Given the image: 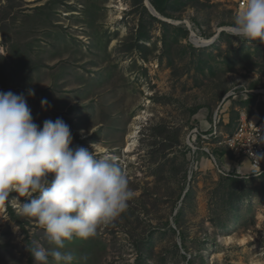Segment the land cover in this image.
<instances>
[{
  "label": "rangeland",
  "instance_id": "374dc122",
  "mask_svg": "<svg viewBox=\"0 0 264 264\" xmlns=\"http://www.w3.org/2000/svg\"><path fill=\"white\" fill-rule=\"evenodd\" d=\"M241 1L164 0L163 21L145 0H0V92L23 94L40 127L63 119L73 149L120 159L134 192L66 242L76 264H264V176L206 140L242 114L264 122L263 95L246 93L264 90V42L224 31ZM218 30L214 45L191 40ZM17 198L0 201V264L49 246Z\"/></svg>",
  "mask_w": 264,
  "mask_h": 264
},
{
  "label": "clouds",
  "instance_id": "9594fccd",
  "mask_svg": "<svg viewBox=\"0 0 264 264\" xmlns=\"http://www.w3.org/2000/svg\"><path fill=\"white\" fill-rule=\"evenodd\" d=\"M229 31L248 42H264V0H243ZM47 104L41 100L42 107ZM71 143L63 119L45 120L40 127L23 94L0 92V201L17 193L18 215L43 229L49 246L29 250L34 264H76L66 242L94 237L134 196L120 159L73 149Z\"/></svg>",
  "mask_w": 264,
  "mask_h": 264
},
{
  "label": "built area",
  "instance_id": "2783aa9c",
  "mask_svg": "<svg viewBox=\"0 0 264 264\" xmlns=\"http://www.w3.org/2000/svg\"><path fill=\"white\" fill-rule=\"evenodd\" d=\"M239 4L241 6L243 1ZM221 33L222 31L218 30L214 37L204 41L208 46L214 45L216 41H219ZM198 38L201 39V37ZM246 93H261L264 98V90L246 91ZM253 119L247 118L242 114L237 120L231 134H218L215 130L214 133L206 136V140L213 139L217 146L224 148L236 160L239 157L244 158L248 163L249 171L247 175L260 177L264 176V122H261L259 119L254 121ZM214 127L216 126L214 125ZM206 151L211 160L216 163L214 156L208 150ZM238 167L244 168L242 165Z\"/></svg>",
  "mask_w": 264,
  "mask_h": 264
},
{
  "label": "bare ground",
  "instance_id": "6f19581e",
  "mask_svg": "<svg viewBox=\"0 0 264 264\" xmlns=\"http://www.w3.org/2000/svg\"><path fill=\"white\" fill-rule=\"evenodd\" d=\"M187 23H188V22H187ZM188 24H189V23H188ZM224 31L230 32V31H229V27L224 28ZM191 40H192V42L195 43V45L198 44V45H196V46H198V47H199V46H202L203 44H206V42H205L204 40L199 39L196 35L192 36V37H191ZM254 120L257 121L258 118H257V117H254ZM134 145H135V140H134V137L131 136V137H130V140H129V143H128V146H127L125 152H131V149H132V147H133Z\"/></svg>",
  "mask_w": 264,
  "mask_h": 264
},
{
  "label": "water",
  "instance_id": "95a60500",
  "mask_svg": "<svg viewBox=\"0 0 264 264\" xmlns=\"http://www.w3.org/2000/svg\"><path fill=\"white\" fill-rule=\"evenodd\" d=\"M145 5L146 7L148 8V10L150 11V13L157 17L158 19L160 20H163L164 18L155 10V8L152 6V4L149 2V0H145ZM164 21V20H163ZM187 24V27L190 28V25L188 23ZM194 36V32H191V37ZM217 114V111L215 113V115ZM187 193V190L184 192V196L186 195Z\"/></svg>",
  "mask_w": 264,
  "mask_h": 264
},
{
  "label": "trees",
  "instance_id": "16d2710c",
  "mask_svg": "<svg viewBox=\"0 0 264 264\" xmlns=\"http://www.w3.org/2000/svg\"><path fill=\"white\" fill-rule=\"evenodd\" d=\"M163 1L164 0H152V6L158 13H161L163 11Z\"/></svg>",
  "mask_w": 264,
  "mask_h": 264
}]
</instances>
